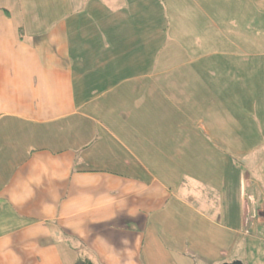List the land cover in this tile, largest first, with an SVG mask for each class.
<instances>
[{"label": "crops", "instance_id": "obj_1", "mask_svg": "<svg viewBox=\"0 0 264 264\" xmlns=\"http://www.w3.org/2000/svg\"><path fill=\"white\" fill-rule=\"evenodd\" d=\"M82 1L0 0V264L229 263L239 218H263L264 51L248 63L237 43L261 41L235 31L239 39L226 38L232 51L186 53L181 64L164 65L159 45L175 38L157 24V1L139 0L131 5L145 6V38L96 66L79 45L86 31L77 28L118 26L111 11L121 6ZM252 1L263 11L264 0ZM208 57L216 59L211 68L200 64ZM175 72L183 75L181 90ZM161 75L168 76L162 95ZM92 81L102 92L89 97ZM174 100L201 115L159 113ZM207 136L220 146L227 140L229 150ZM188 138L198 139L193 151ZM243 138L251 146L240 151L234 141ZM209 152L220 160L227 152L230 164H215L206 178L190 174L193 164L205 170Z\"/></svg>", "mask_w": 264, "mask_h": 264}, {"label": "rangeland", "instance_id": "obj_2", "mask_svg": "<svg viewBox=\"0 0 264 264\" xmlns=\"http://www.w3.org/2000/svg\"><path fill=\"white\" fill-rule=\"evenodd\" d=\"M76 1L77 4L83 2L82 0H76ZM138 1L139 0H117L114 2L113 5L115 9L121 6V10H119L120 9L119 8L117 9L119 11L117 10H113L114 12L111 11L112 24H119L116 27L99 25L95 27L77 28L79 32L86 31L85 41L79 42V45L82 48L84 47L86 48V46H88L90 52L94 53L93 56L86 54L89 61L93 62L94 65L96 66L104 65V60H105L104 54L106 56H108L109 53L110 54L117 53V55L120 53L127 54L129 51L133 50V47L135 45L136 47L139 46L138 44L142 42V40L145 38L144 25H143L144 19L142 18L143 16H145L144 12H146L144 8L145 6L143 7L142 9L143 12H142L139 10H135V8L131 5V3L136 4ZM153 1H157L159 8L158 12L160 17V23L157 22V24H160V26H162V24L166 25L164 28H160V30L164 29L166 34H169V32H171L172 36L175 38L174 40L176 41L173 43L172 42L168 43V42H164L165 40H163L160 43L159 52L162 57L161 62L164 63V65L173 62H177L178 64H181L183 62V58L186 57L187 54H191L192 56H195L199 54L213 53L216 50L232 51L234 50V48L231 47V44H228V40L226 38L228 37V39H230V37H232L234 39H239V37H234L235 31H238V34H240V36L241 34L243 35V33H247L248 36L253 38L256 37L261 41V42H250V43L239 42V41L237 42L240 46L245 47L244 49L246 50L245 54L249 55L248 59H246L245 61L248 60L249 61L248 63H251L253 58L252 55L254 54V52L257 53L264 51V41H262V39H264V9L263 11L254 9L252 6L253 3L252 0H153ZM198 4L200 5L198 6ZM117 12L120 13L118 14ZM117 14L123 16V18L126 20L125 21L117 20V22H115L114 20L116 19H113V17L118 16ZM134 25H137L138 27ZM253 28L255 29L254 32H253ZM140 30L143 32V35L138 36L139 35L138 32ZM136 40H138V44L135 43ZM226 43L228 46H225ZM73 48L77 50L78 43L73 42ZM80 55L81 53H79V58ZM166 56H175L177 58L167 60L165 59ZM84 57H85V53L81 58L84 59ZM218 60L220 64L221 62L224 61L232 62L234 61V58L228 57L225 58L224 60H221L220 57H217V62ZM215 62L216 59L214 57H208L202 59L200 61V64L203 67L211 68L214 66ZM172 75H174L176 88L178 90H181L182 88L181 82L183 81L182 80L183 75L181 73L178 74V72L172 73ZM167 77H168L167 75L159 76L160 81L158 82V85L161 86L162 84V88H159V92H158L160 95H162L164 91L163 87H165V85L163 81ZM184 77L188 79V75L184 74ZM115 79L116 78H112L111 82L112 83L115 82L116 81ZM92 82H93L92 83L93 86L87 85L88 87L87 95L89 97L93 96L95 93L102 92V86L95 83V81ZM240 82H247V80L245 79V81H240ZM109 84L110 83H106L105 86H108ZM76 87L79 96H81L82 91H80L81 90L80 88L82 87V85L80 80L76 81ZM181 92L186 93V91H181ZM124 101H125L124 103L126 104V102H128L129 100L128 98L124 97ZM200 109L202 108H198V107H193V109L186 107L184 108L183 106L177 105L176 100H174V102L170 101L163 105H160L159 113L162 115H168V116L172 115V116H180V117L183 115L185 116L189 115L193 118H197L198 115L199 116L201 115ZM179 130H182V128H180ZM191 135L199 136L193 132L191 133ZM174 136L176 137L175 143L177 144L182 139V137L180 136L179 131H175ZM207 138H208L207 141L208 140L213 141V143H217L220 146V140L219 142H216V140L214 139L211 140V138H209L208 136ZM189 139L190 138H188V140ZM200 140L203 141V137ZM226 141L227 140H224V144L222 143L220 146L224 148V151L228 149L226 148L227 147ZM234 143L235 144L238 143L237 147L239 148L240 151H245L251 146L249 140L244 138L240 140L239 139L235 140ZM197 144H198V139L191 138L189 142V149L193 151L194 145ZM173 157L170 158L172 159ZM198 157L199 156L197 153L194 156H190V158L194 160L192 164L197 162L196 160L199 159ZM230 158H232V156L229 155L227 152L224 154L222 160H220V158L216 154H214V152H209L208 156L206 157L205 170H199L196 164L195 165L193 164L191 165V167H189L188 172L190 174L196 175L197 178L199 177V175L206 178L210 172L217 171L211 169L212 166H214L215 164L217 165L219 163L222 164L223 162L226 164H230ZM233 158L237 159V157H233ZM173 159L174 160H171L168 163L171 165L172 164L174 165V163L177 164L176 163L177 159L176 158ZM237 161H241V160L238 159ZM207 166H210V170H208ZM224 167L226 166L224 165ZM222 172L224 175L225 168ZM180 173L181 172H178V174ZM229 173L231 174L232 172L230 171ZM238 180L239 182L238 181L237 182L239 184L240 183L243 184L244 179L241 174ZM232 182L233 180H230L227 181L226 183L229 189L231 188ZM216 183L224 194L225 190L223 185L222 187L220 186L221 182L217 179ZM246 187L247 184L246 185L243 184L242 192H243V197L248 200L249 196L247 194L248 190H246ZM181 191L184 193L183 189ZM232 192H234V189ZM252 196L254 197V199L257 198L255 195ZM223 217L224 216L222 214L221 223H225ZM234 221L235 218L231 220L230 224H233ZM244 222L242 224V220L239 218L238 223L236 224L239 234L238 237L236 238V244L233 248L232 255L228 259L229 260L228 262L231 263L233 261L239 260L243 264H264V246L261 242L262 238H264V219L262 218V220L259 222L254 219L252 220V222H250L249 218H246Z\"/></svg>", "mask_w": 264, "mask_h": 264}, {"label": "water", "instance_id": "obj_3", "mask_svg": "<svg viewBox=\"0 0 264 264\" xmlns=\"http://www.w3.org/2000/svg\"><path fill=\"white\" fill-rule=\"evenodd\" d=\"M223 264H243V263L239 260H236V261H233L231 263H223Z\"/></svg>", "mask_w": 264, "mask_h": 264}, {"label": "built area", "instance_id": "obj_4", "mask_svg": "<svg viewBox=\"0 0 264 264\" xmlns=\"http://www.w3.org/2000/svg\"><path fill=\"white\" fill-rule=\"evenodd\" d=\"M262 217H263V219H264V211H263V213H262ZM261 242H262V244H263V246H264V238H262Z\"/></svg>", "mask_w": 264, "mask_h": 264}, {"label": "trees", "instance_id": "obj_5", "mask_svg": "<svg viewBox=\"0 0 264 264\" xmlns=\"http://www.w3.org/2000/svg\"><path fill=\"white\" fill-rule=\"evenodd\" d=\"M6 12V10H4ZM80 264H90V262H81Z\"/></svg>", "mask_w": 264, "mask_h": 264}]
</instances>
